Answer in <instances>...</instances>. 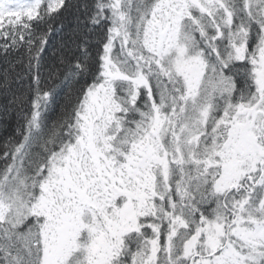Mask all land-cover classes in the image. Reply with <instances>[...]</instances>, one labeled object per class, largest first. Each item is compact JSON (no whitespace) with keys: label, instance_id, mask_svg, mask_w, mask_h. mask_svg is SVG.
Segmentation results:
<instances>
[{"label":"snow or ice","instance_id":"6c2138e0","mask_svg":"<svg viewBox=\"0 0 264 264\" xmlns=\"http://www.w3.org/2000/svg\"><path fill=\"white\" fill-rule=\"evenodd\" d=\"M0 264H264V0H0Z\"/></svg>","mask_w":264,"mask_h":264},{"label":"trees","instance_id":"16d2710c","mask_svg":"<svg viewBox=\"0 0 264 264\" xmlns=\"http://www.w3.org/2000/svg\"><path fill=\"white\" fill-rule=\"evenodd\" d=\"M3 67V61L0 60V68ZM3 103L2 96H0V104ZM15 127V118L8 117L7 119L3 118V114L0 113V141L12 133L13 128Z\"/></svg>","mask_w":264,"mask_h":264}]
</instances>
